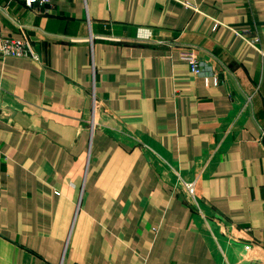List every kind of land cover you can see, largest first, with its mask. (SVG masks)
<instances>
[{
  "label": "crops",
  "instance_id": "crops-1",
  "mask_svg": "<svg viewBox=\"0 0 264 264\" xmlns=\"http://www.w3.org/2000/svg\"><path fill=\"white\" fill-rule=\"evenodd\" d=\"M3 40L0 264H264V0H0Z\"/></svg>",
  "mask_w": 264,
  "mask_h": 264
},
{
  "label": "built area",
  "instance_id": "built-area-1",
  "mask_svg": "<svg viewBox=\"0 0 264 264\" xmlns=\"http://www.w3.org/2000/svg\"><path fill=\"white\" fill-rule=\"evenodd\" d=\"M28 7L35 6H49L52 4V0H23ZM32 55V48L28 41L21 40H3L0 43V56L14 57V58H27ZM181 58L185 60L190 67L193 75H200L201 69L199 68V62L194 52L185 51L181 54Z\"/></svg>",
  "mask_w": 264,
  "mask_h": 264
}]
</instances>
